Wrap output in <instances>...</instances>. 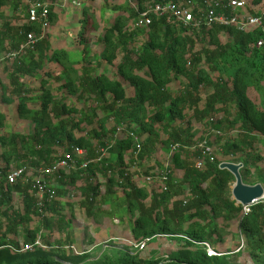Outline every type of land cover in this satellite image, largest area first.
Listing matches in <instances>:
<instances>
[{
	"label": "trees",
	"instance_id": "obj_1",
	"mask_svg": "<svg viewBox=\"0 0 264 264\" xmlns=\"http://www.w3.org/2000/svg\"><path fill=\"white\" fill-rule=\"evenodd\" d=\"M165 1L182 0H101L98 14L85 0H66L76 4L77 15L64 27V39L53 42L46 33L39 36L41 23L29 21V4L0 0V51L16 52L0 62H11L7 80L0 79V102L14 119L31 125L29 132L5 134L0 111V264H91L85 252L71 249L72 240L63 244L52 235L70 227L73 213L64 211L66 193L78 190L79 205L89 215L101 187L106 195L121 192L133 243L148 241L147 251L124 252L119 262L99 264H264V200L245 213L231 197L234 176L218 167L227 159L241 162L246 182L260 159L246 151L256 137L264 138V105L259 108L248 95L250 86L264 94V43L255 46L263 35L256 28H187L153 14L147 26H135L146 5ZM262 1L248 0L247 10L262 16L264 24V11L258 10ZM48 11L47 24L54 25L58 16L53 4ZM106 11L109 16L104 17ZM27 33L40 39L18 52ZM249 54L261 56L259 70ZM52 65L58 69L51 70ZM97 113L102 116L96 118ZM205 118L209 128L220 132L217 139H223L221 157L213 154V161L204 159L196 168L199 152L190 157L180 149L164 168L165 181L156 161L141 167L153 182L138 180L131 162L149 159L160 133L167 135L160 143L169 150L171 142L185 144L191 126ZM132 134L139 137L137 153ZM76 148L85 151V167L41 174L39 168L58 160L73 159L79 165ZM21 167L26 180L9 183L8 172ZM31 168L33 177L27 176ZM255 169L251 183L264 185V167ZM37 174L46 185L50 180L60 185L41 206L33 189ZM232 235L243 244L225 250V237ZM159 236L170 245L154 252L150 248ZM202 241L222 254L208 256L196 244Z\"/></svg>",
	"mask_w": 264,
	"mask_h": 264
},
{
	"label": "rangeland",
	"instance_id": "obj_2",
	"mask_svg": "<svg viewBox=\"0 0 264 264\" xmlns=\"http://www.w3.org/2000/svg\"><path fill=\"white\" fill-rule=\"evenodd\" d=\"M22 1V4H29L33 0H20ZM78 0H76L77 2ZM87 4L92 6L94 8V11L98 14L100 8H101V0H85ZM121 2H124V0H120ZM248 1V0H247ZM49 5L53 4V11L58 16L57 21L54 25L45 24L44 27L41 29L40 37L44 35L45 33L49 35V39L53 42H56V40L64 39V27H66V24L70 22L71 17H75L77 15L73 13L74 6L76 4H67L66 0H58L53 3L51 2H45ZM107 3H109L107 1ZM259 11H264V0L262 1L261 6L258 9ZM79 14V13H78ZM109 16V12H104V17ZM99 26H102V22H99ZM76 27L79 28L78 23H76ZM66 49H69L67 43H65ZM6 51H0V62L2 59L4 60V54ZM120 54V53H119ZM120 55H118V61L120 60ZM249 58L248 60L253 63L255 62L256 69H260V62L262 61V58L260 55H256L254 57H251V55H247ZM253 58V59H252ZM224 62H220V66H222ZM227 62L226 67L230 66ZM228 65V66H227ZM11 69V62L8 63H0V79L1 80H7L5 73L7 69ZM51 70H57L58 67L56 65H52L50 67ZM213 73V72H212ZM217 74V72H216ZM29 81V79H26ZM31 84L30 82H28ZM33 85V84H32ZM209 88H206L205 91L207 92ZM248 95L252 97L256 103V105L261 108L264 105V94L258 92L256 89H254L252 86L248 88ZM32 105L31 103H29ZM0 111L4 113L5 115V128L4 132L5 134H9L10 132H29L31 129V125L28 124V122L25 120H16L13 118L11 111H9V108L6 106L5 103L0 102ZM102 116V113H97L96 118H99ZM207 118L203 119L201 122H198L197 124H194L191 126V130L187 134V139L185 140V144L188 148H191L189 150H184L183 153L189 154L190 157L192 156L191 153L195 150L192 149V146L197 144V141L206 140L212 148V153L216 157H221V150H220V144L223 141L217 139V134L211 133L210 129L208 127ZM235 128V127H234ZM216 130V129H214ZM233 131H226V134H221V137H228L230 133ZM137 136V135H135ZM138 137V136H137ZM167 135L165 133H160L159 137L154 142L155 149L152 151V156L148 159L145 158L143 160L136 161V164H133L131 162V168L134 170L135 173H137L138 180L141 181L143 176H145L142 171L141 167H145L148 164H154V161H156L160 168L162 166V169H164L170 164V157H169V150L160 143V140L165 139ZM139 140V137H138ZM246 152H249L252 154L253 158L255 159L257 156H260L259 160H255L254 166L251 167V173L249 176V179L244 182L245 184H254L251 182H254L256 179L257 171L255 169V166L264 167V138L262 137H256L251 143L250 147H247ZM193 154V153H192ZM193 158V157H192ZM194 159V158H193ZM226 161H231L227 159ZM235 163H241V162H235ZM28 165V163H27ZM14 164L11 165L13 167ZM29 167V166H28ZM33 167V166H32ZM41 170V174L45 169L39 168ZM159 169V170H162ZM241 169V168H240ZM239 169V171H240ZM46 172V171H45ZM35 170L31 168L29 172L27 173V176L33 177L35 174ZM37 174V180H40L42 176ZM149 174V173H148ZM178 177V174H177ZM143 180V179H142ZM36 182V181H35ZM80 181H78V184ZM145 184V181L143 182ZM259 183V182H258ZM147 185V184H145ZM49 187L54 190L57 187H60L56 182L49 183ZM104 189L101 187L99 189V195L96 197L95 203L92 206L91 213L89 215H86L85 209L83 206L79 205V202L82 200V195L78 190H71L68 193H66V196L63 198V202L65 205V212L67 214L73 213L71 216V224L70 227L65 229L62 232H55L52 235V240L54 241L57 239L60 242L64 244V241L72 240L73 246L71 249H73L75 252H85L88 255L87 261L91 264H99V263H116L119 262L123 256L124 252H129L130 254L136 251V249L133 248V240L130 234V227L132 225V222L130 218L128 217V213L126 210L125 202L123 201L122 194L119 190H115L113 194H105L103 193ZM16 198V197H15ZM235 234V230L233 232ZM19 240H21V237L18 235ZM168 238L164 236H159L155 239V244L152 245L150 250L154 252H158V247L160 248H169L170 243L167 240ZM243 244L242 238L239 239L238 236L232 235L231 237L226 236L225 241L222 244V247L225 250H231L234 249L236 246H241ZM145 248V247H144ZM149 250V249H148ZM162 250V249H161ZM143 251H147V248H145ZM222 254V253H220Z\"/></svg>",
	"mask_w": 264,
	"mask_h": 264
},
{
	"label": "built area",
	"instance_id": "obj_3",
	"mask_svg": "<svg viewBox=\"0 0 264 264\" xmlns=\"http://www.w3.org/2000/svg\"><path fill=\"white\" fill-rule=\"evenodd\" d=\"M248 2L246 0H182L178 2H163V3H153L150 5H146V9L139 12L137 16V20L135 22V26L144 27L147 26L151 17L150 14L155 15L158 18H165L167 22H176L177 24L193 29H199L201 26L210 27V26H234L238 30H246V29H260L262 33V37L259 38L255 44L257 48L261 47L264 43V24L263 18L259 15H253L248 12L247 8L249 7ZM48 4L45 2L32 1L28 5V18L30 22H39L44 27L47 24L48 19ZM40 39V37L34 33H27L26 39L20 43L18 52H24L27 48H32L35 43ZM16 56V52H8L5 54V58L12 59ZM211 133H215L220 135L218 130L210 129ZM133 135L134 139V147L136 148L135 153L139 151V140L138 137ZM189 150L185 144H181L179 142H171L169 145V157L172 152L177 150ZM192 149L199 152L200 156L194 160V167L199 168L203 165L204 159H208L209 161H213V153L212 148L207 144L206 140L197 141V144L192 146ZM103 152V150H101ZM74 153L78 157V159H83L85 155V151L80 148L74 149ZM194 153V152H192ZM191 153V155H192ZM136 156V155H135ZM138 161L135 159L133 164H136ZM139 162V161H138ZM77 161L71 159L70 161L66 160H58L56 161L50 168H46V172L56 171L58 168H83L86 165V161L81 160L79 165L76 164ZM166 167L167 164H166ZM165 167V168H166ZM25 171V167L15 168L8 172L6 175V179L9 183H14L16 180L21 179L25 181V177L23 175ZM165 170H157L158 176L161 181H165L167 179V175L165 174ZM143 182L145 184L150 185L153 182V175L151 173L146 174L142 177ZM263 187V195L257 201L264 200V185ZM165 188L164 186L162 187ZM33 189L36 190L35 197L37 199L36 204L41 206L42 200L44 198H51L53 196V192L49 185H46L40 180H37L33 185ZM256 201V202H257ZM255 203V202H254ZM253 204V203H252ZM251 205V204H250ZM242 206L243 211L245 213L249 212V206ZM184 237V236H183ZM186 238V237H185ZM146 241L145 239L139 243H134L133 248L136 250H142L145 247ZM194 242V241H193ZM38 243L37 241L35 242ZM195 243V242H194ZM199 246H201L208 256L220 255V253L216 252L215 249L206 241L196 242ZM27 247V246H25Z\"/></svg>",
	"mask_w": 264,
	"mask_h": 264
},
{
	"label": "water",
	"instance_id": "obj_4",
	"mask_svg": "<svg viewBox=\"0 0 264 264\" xmlns=\"http://www.w3.org/2000/svg\"><path fill=\"white\" fill-rule=\"evenodd\" d=\"M218 167L220 169H226L234 176V183L231 187V197L241 206L250 205L262 197L263 187L261 183L245 184L242 181L239 172L242 163L222 161L219 163Z\"/></svg>",
	"mask_w": 264,
	"mask_h": 264
}]
</instances>
